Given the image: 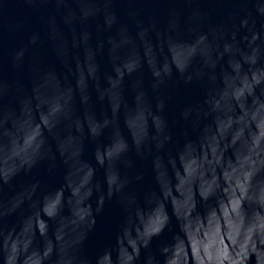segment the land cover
I'll use <instances>...</instances> for the list:
<instances>
[{
  "label": "water",
  "instance_id": "water-1",
  "mask_svg": "<svg viewBox=\"0 0 264 264\" xmlns=\"http://www.w3.org/2000/svg\"><path fill=\"white\" fill-rule=\"evenodd\" d=\"M158 205L157 255L264 224V0H0V264H118Z\"/></svg>",
  "mask_w": 264,
  "mask_h": 264
},
{
  "label": "clouds",
  "instance_id": "clouds-1",
  "mask_svg": "<svg viewBox=\"0 0 264 264\" xmlns=\"http://www.w3.org/2000/svg\"><path fill=\"white\" fill-rule=\"evenodd\" d=\"M138 180L142 177H137ZM7 183V179L5 180ZM159 211L154 215L149 228L137 230L134 212L129 214L121 224L116 237L115 247L106 250L110 261L115 254L118 264H161L162 258L167 264H187L190 259L192 264H250L254 259L255 264H261L264 257V224L258 231L253 230L247 234L236 233L232 236L233 243L230 247L221 245L219 240L209 243L203 240L194 243L190 249L183 239L174 242L172 248L161 249L160 255L152 251V244L156 237L165 231L169 224V217L162 205L157 206ZM183 258L174 259L173 254ZM80 264H94V262H80Z\"/></svg>",
  "mask_w": 264,
  "mask_h": 264
}]
</instances>
